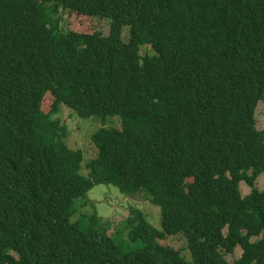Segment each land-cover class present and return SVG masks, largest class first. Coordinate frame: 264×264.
<instances>
[{"label":"trees","instance_id":"16d2710c","mask_svg":"<svg viewBox=\"0 0 264 264\" xmlns=\"http://www.w3.org/2000/svg\"><path fill=\"white\" fill-rule=\"evenodd\" d=\"M60 9L109 33L64 30ZM261 100L264 0H0V264H264ZM61 105L119 117L92 134L86 175ZM95 184L145 187L161 229L133 206L132 250L82 229L72 203ZM176 234L190 260L160 242Z\"/></svg>","mask_w":264,"mask_h":264},{"label":"rangeland","instance_id":"374dc122","mask_svg":"<svg viewBox=\"0 0 264 264\" xmlns=\"http://www.w3.org/2000/svg\"><path fill=\"white\" fill-rule=\"evenodd\" d=\"M58 16L64 30L71 28L82 32L100 31L104 35L109 33L110 20L107 18L76 15L68 9H60ZM123 36H128L126 28L123 30ZM140 50L141 52L150 51V47L143 45ZM54 116L66 123L68 128L67 144L71 148L80 150L82 155L80 171L86 175L85 163L97 153V148L91 139L92 134L100 126L119 127V117L107 116L104 120L99 116L82 117L65 105H61L59 113ZM255 119L257 128L264 131V100L258 102ZM254 186L259 190L264 188V172L258 176ZM250 190L251 187L245 181L240 182L242 195L249 193ZM136 193L138 194L129 196L121 192L119 187L114 184H95L84 196L74 198L71 221L77 222L82 229L92 226L99 231L105 230L121 252L132 250L140 246L141 242L124 239L118 229V225L128 215V208L133 206L140 209L154 227L161 229L159 207L150 202L149 191L145 187H141ZM92 214H95L97 218L94 224L89 223ZM255 239L256 237L253 238V240ZM160 242L180 250L181 255L190 260L187 240L183 234L166 235ZM241 252V248L237 246L232 254H225V258L229 262H233L241 256Z\"/></svg>","mask_w":264,"mask_h":264}]
</instances>
